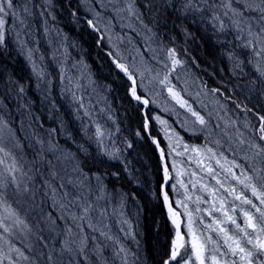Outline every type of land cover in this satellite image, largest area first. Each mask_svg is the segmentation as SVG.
Instances as JSON below:
<instances>
[{
  "label": "trees",
  "instance_id": "1",
  "mask_svg": "<svg viewBox=\"0 0 264 264\" xmlns=\"http://www.w3.org/2000/svg\"><path fill=\"white\" fill-rule=\"evenodd\" d=\"M142 3L137 0L138 6ZM173 3L178 7L180 0ZM14 4L25 24L21 27L17 18H7L6 41L0 46V119L12 129L5 132L6 139L11 136L19 142L14 155L34 195L13 196L10 190L8 204L31 232L18 225L11 235H4L29 260L9 252L3 240L1 247L16 264H31L52 247L55 234L49 223L55 220L57 247L68 227L77 240L87 236L88 261L81 264H124L125 256L127 264H163L177 231L163 199L166 165L170 171L166 193L182 216L184 240L191 239L190 224L209 254L219 247L215 255L221 261L238 259L228 252L220 229L239 235L228 217L243 227L245 212L259 215L237 195L264 207L251 189L238 182L237 177L243 179L241 169L231 163L240 164L248 174L252 166L264 167V158L253 159L249 147L264 146L258 130L259 117L264 116V75L257 70L264 67V56L242 47L235 30L218 33L210 11L185 15L165 8L164 0H156L151 11L141 7L139 20L126 12L117 14L108 0H14ZM123 6V0L116 5ZM25 7L27 13L22 11ZM252 16L257 27L255 13ZM89 20L98 22L99 30ZM172 48L182 66L177 65L169 79L204 116L207 126L194 122L195 117L163 85L148 86L146 93L138 87L148 106L132 99V83L114 63L117 58L127 65L137 86L143 72L147 85L150 76L168 71L164 65L171 63L167 51ZM73 93L82 97L91 118ZM157 116L159 121L154 119ZM96 123L111 133L105 144L119 150L120 160L102 155L95 139ZM152 138L158 139L165 162ZM49 143L55 152L47 151ZM77 162L93 185L91 200L96 201L94 176H101L105 185L103 199L90 213L92 228L88 219L77 222L82 231L54 205L45 183L57 189V199L68 192L71 200L76 189L68 181L77 178L73 170ZM72 211L79 215L77 207ZM0 214H5L2 207ZM185 250H190L187 244L181 253ZM206 264H212L210 258Z\"/></svg>",
  "mask_w": 264,
  "mask_h": 264
},
{
  "label": "snow or ice",
  "instance_id": "2",
  "mask_svg": "<svg viewBox=\"0 0 264 264\" xmlns=\"http://www.w3.org/2000/svg\"><path fill=\"white\" fill-rule=\"evenodd\" d=\"M108 2L113 4L114 10L117 14L126 12L128 16H134L139 20L143 15L141 7L151 11L155 8L156 0H143L141 6L137 5V0H123V7H116V5L121 3V0H108ZM163 6L165 8H173L185 15L189 13H203L205 10H208L211 12L212 26L218 33L223 34L229 30H235V38L236 40L241 41L242 47L252 49L256 56H264V0H211V2L210 0H180L178 7L173 3V0H164ZM22 11L27 13V7L22 9ZM253 13H255V24L257 27H254L253 25ZM96 15L99 16V13ZM10 16L17 18V23L21 27L24 26L25 21L19 17V12L17 10V6L14 4V0H0V46L5 44L6 33L8 31L6 27L8 22L7 18ZM88 23L91 27L99 30L97 27L98 22L93 23L92 20H89ZM145 27H147V25H145ZM17 37H19V33H17ZM257 45H259V48H257ZM167 57L171 61L170 64L166 63L164 65L168 71L164 74L157 72L155 75L150 76L147 79V85L145 84L144 73L140 72L139 75L141 80L139 86H137V81L133 75V71L130 70L127 65L120 62L117 58H114V63L116 67L132 82V86L129 90V94L132 99L142 105H148L149 100L141 94H138V87L146 93L148 92V86H154L155 84L163 85L176 103L181 107L186 108L187 111L195 117L194 122L207 126V121L204 116L195 111L188 101L183 99L181 93L176 90V86L172 84L169 79L171 73L175 71L176 66H182V61L178 58L176 49H168ZM228 58H233L231 53H229ZM236 66L239 67V62ZM257 70L264 75V67H258ZM149 71L151 70L149 69ZM76 87H79V85L77 84ZM21 91H23L22 88ZM73 98L80 103L81 108L85 109L84 114L91 118V114L85 106L82 97H78L75 93H73ZM110 118L111 117H109V119ZM154 119L157 121L160 120L158 116L154 117ZM259 119L262 122L258 129L260 139L264 140V116L259 117ZM160 123L163 124L165 122L160 121ZM147 128L148 124L145 123V130H147ZM6 131L7 133H11L12 129L5 121L0 119V207L4 209L5 213L0 214V230H2L0 231V240H3L8 244L9 252L15 251L19 257L24 260H29V257L25 256L19 248H15L11 241L6 240L4 235L5 233L11 235L13 230L18 225H22L23 229L31 232V228L22 219H20L18 213L8 204L7 197L10 190L13 196L34 195L33 190L29 188L28 184L25 183L24 180L27 173L24 172L22 167L18 166L17 157L14 155V149L20 147L19 142L15 141L11 136L6 139ZM137 135H139V133H137ZM106 136L110 137L111 133L106 132V130L102 128L99 123H96L95 139L97 145L102 149V155L106 156L110 160H120L121 156L119 155V150L115 148L110 150L109 146L105 144ZM38 143L42 144V142L39 141ZM154 143L158 142L154 140ZM240 143H245V141L241 140ZM127 147L131 148L132 144L128 143ZM184 147L185 150H187L188 146L185 145ZM249 147L254 150L253 159L256 157L264 158V146L259 144H249ZM192 150L198 151L197 149ZM43 151L44 149L42 146L40 153L41 158ZM47 151L55 152L56 148L54 145L49 143ZM208 151H211V149H208ZM163 154V151H161L162 156ZM65 158L67 159V157ZM49 163L51 162L49 161ZM231 163L235 167L241 169L240 176L243 177V179L237 177L238 182L243 184L245 188L251 189L252 195L257 197L261 206H264V191H260V189H264V167L252 166L251 174H248L240 164H237L235 161H232ZM73 170L77 172L78 175L75 181L71 179L68 181V183L76 189L75 195H73L71 200L67 199L69 195L68 192L61 193L60 198L57 199V189L51 184H48L47 181L45 183L50 190V195L54 201V205L64 211L67 214L68 219L73 223H76L77 228H80L82 231L83 225L77 222L88 219V227L92 228L90 213L94 210L96 201L103 199L105 185L101 176H94L96 181V201L91 200L89 196L93 192V185L90 182V178L79 167L78 162ZM209 171H211V169H209ZM229 171H231V169H229ZM164 172L165 176H167V166H165ZM54 175L55 173H53V176ZM28 180H31V177H28ZM63 187L64 185L61 184L60 188L62 189ZM231 191L234 192L235 190L232 189ZM47 194L48 193H46V195ZM236 199L241 200L244 204L251 205V208L255 209V213L259 214L256 216L253 213L245 212V223L243 227L240 224H237L235 219L228 217V219L235 225L236 229L239 230V235H231L228 230L223 228L220 229V231L225 233V243L227 244L228 252L231 256L238 257V259H232L230 261L223 259V261H221V259H218L215 255L216 252H219V247L214 248L212 253L209 254L206 243L198 242L199 238L192 231L190 224L189 234L191 239L190 241H185L179 231V223L174 219L173 223L176 224L177 231L168 257L164 260L163 264H206L207 258L211 259L212 264H264V207L257 206L243 194L237 195ZM164 200L166 202L168 200L167 193H164ZM73 207H77L79 209V215L72 211ZM169 210L171 211V207ZM172 214L173 217L177 215L175 212ZM225 215H227V213H225ZM59 218L63 220L65 217L62 215ZM6 221H10V223ZM248 229H251V232H249ZM49 230L55 234L52 237V247L49 248L47 253L42 252L39 259L32 260L31 264H39L40 259L44 261V264H81L82 261H88L87 236L81 235L80 239L77 240L73 236V229L68 227L65 230L64 239L60 242L59 247H57L55 244V238L59 235V233L56 231L55 220H51L49 223ZM95 230L96 229L93 228V231ZM101 235L106 234L101 231ZM186 244L189 246L190 250H185L184 254H182L181 249H185ZM43 247L48 248V244L45 243ZM120 251L123 252L124 249L121 248ZM117 255H119V253H117ZM225 255V253H220L221 257H224ZM5 260L8 261V264H16L15 260H13L9 253L5 252L3 247H0V264H4ZM123 260L124 264H127L126 256Z\"/></svg>",
  "mask_w": 264,
  "mask_h": 264
},
{
  "label": "water",
  "instance_id": "3",
  "mask_svg": "<svg viewBox=\"0 0 264 264\" xmlns=\"http://www.w3.org/2000/svg\"><path fill=\"white\" fill-rule=\"evenodd\" d=\"M130 82H131V81H130ZM131 83H132V82H131ZM144 106H147V105H144ZM157 142H158V141H157ZM154 144L158 147V149H159V151H160V154H161L162 148L160 147L159 143H154ZM161 157L163 158V160H164V162H165L164 154H163V156L161 155ZM169 178H170V175H169V170H168V174H167V176H166L167 181H169ZM164 193H166V191H165V187L163 188V199H164ZM164 202H165V205H166V208H167L168 212H169V208L171 207V210L177 214V216H178V218H179V220H180L179 231H180V233L182 234V232H181L182 218H181L180 213H179L176 209L173 208V206H172L171 201H170L169 198H168L167 202H166L165 200H164ZM171 221H172V220H171ZM172 222H173V221H172ZM174 224H175V223H174ZM175 226H176V224H175ZM176 227H177V226H176ZM182 236H183V234H182Z\"/></svg>",
  "mask_w": 264,
  "mask_h": 264
},
{
  "label": "bare ground",
  "instance_id": "4",
  "mask_svg": "<svg viewBox=\"0 0 264 264\" xmlns=\"http://www.w3.org/2000/svg\"><path fill=\"white\" fill-rule=\"evenodd\" d=\"M154 140H155V141H158V139H157V138H152V140H151V141L154 143ZM169 212H170V214H171V215H172V217H173V214H172V213H173V211H172V210H171V211L169 210ZM174 219H175V220H177V221H178V223L180 224V220H179V218H178V216H177V215H176L175 217H173V219H172V220H174Z\"/></svg>",
  "mask_w": 264,
  "mask_h": 264
},
{
  "label": "rangeland",
  "instance_id": "5",
  "mask_svg": "<svg viewBox=\"0 0 264 264\" xmlns=\"http://www.w3.org/2000/svg\"><path fill=\"white\" fill-rule=\"evenodd\" d=\"M148 106V105H147ZM262 123V122H261ZM240 193H242V191L240 190ZM169 217H170V219L172 218V215L171 214H169ZM171 223L174 225V227H175V224L171 221ZM176 228V227H175ZM191 237V236H190ZM198 242H199V240H198ZM0 247H1V244H0ZM4 248V251L5 252H7V248H5V247H3ZM182 250V249H181Z\"/></svg>",
  "mask_w": 264,
  "mask_h": 264
}]
</instances>
